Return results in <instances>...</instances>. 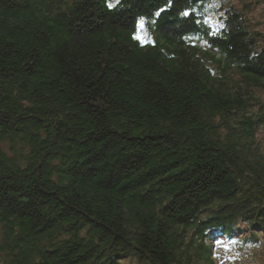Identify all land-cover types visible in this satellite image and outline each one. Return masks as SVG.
<instances>
[{"label":"trees","instance_id":"16d2710c","mask_svg":"<svg viewBox=\"0 0 264 264\" xmlns=\"http://www.w3.org/2000/svg\"><path fill=\"white\" fill-rule=\"evenodd\" d=\"M215 1L0 0V264H216L264 230V34Z\"/></svg>","mask_w":264,"mask_h":264},{"label":"rangeland","instance_id":"374dc122","mask_svg":"<svg viewBox=\"0 0 264 264\" xmlns=\"http://www.w3.org/2000/svg\"><path fill=\"white\" fill-rule=\"evenodd\" d=\"M215 7L218 12L208 18L209 25L215 30L220 26L219 19L223 13L233 9L245 18L252 30L264 34V0H216ZM145 34L148 40L149 33L144 27L143 31L140 30L139 33L143 42L146 41L144 39ZM254 93L259 97L261 103L264 104V92L254 91ZM256 139L264 146L262 143L264 142V126L258 130ZM230 232L232 234L230 238L222 237L220 234H215L212 237L216 241L214 246V255H216L214 261L216 264H264V230L259 231L256 228L257 238H253L248 226L244 223H239ZM245 237L247 240L243 243L238 242ZM130 263V261H127L123 264Z\"/></svg>","mask_w":264,"mask_h":264},{"label":"snow or ice","instance_id":"6c2138e0","mask_svg":"<svg viewBox=\"0 0 264 264\" xmlns=\"http://www.w3.org/2000/svg\"><path fill=\"white\" fill-rule=\"evenodd\" d=\"M112 5L110 4L109 5V7H111ZM184 15L185 16H187V15H189V13H187V12H185L184 13ZM205 23H209V21H205ZM138 28L141 30V31H143V29H144V27H145V21L143 20V19H141L140 21H138ZM137 39H141V37L140 36H137L136 37ZM144 39H147V35L145 34V36H144Z\"/></svg>","mask_w":264,"mask_h":264}]
</instances>
